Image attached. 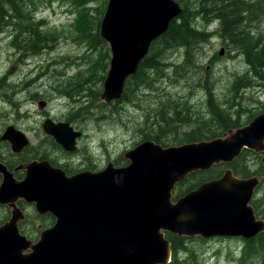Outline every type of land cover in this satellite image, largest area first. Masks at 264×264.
<instances>
[{
  "label": "water",
  "instance_id": "obj_1",
  "mask_svg": "<svg viewBox=\"0 0 264 264\" xmlns=\"http://www.w3.org/2000/svg\"><path fill=\"white\" fill-rule=\"evenodd\" d=\"M180 12L176 0H107L99 36L109 47L110 60L100 101L121 99L126 80L136 73L151 43ZM42 128L64 150L75 149L80 132L68 122L47 118ZM1 139L9 141L14 152L28 143L11 125ZM243 147L264 148V112L223 137L168 146L143 140L123 153L125 166L108 163L96 173L69 176L46 161L31 162L24 179L16 183L0 166V202L13 206L10 220L0 226V264H167L172 246L165 231L204 239L254 237L264 231V220L257 219L249 205L256 177L239 179L226 169L219 178L171 200L177 183L232 161ZM17 198L35 202L39 213L55 217L35 243L19 233L17 222L24 215L14 204Z\"/></svg>",
  "mask_w": 264,
  "mask_h": 264
},
{
  "label": "rangeland",
  "instance_id": "obj_2",
  "mask_svg": "<svg viewBox=\"0 0 264 264\" xmlns=\"http://www.w3.org/2000/svg\"><path fill=\"white\" fill-rule=\"evenodd\" d=\"M20 1H22L20 6L27 10V6L30 5L26 6V0ZM27 1L31 2V7H37L36 19L45 20L47 26L43 31L47 35L53 36L52 30L55 27L63 29V34L54 43L53 48L46 49L40 54L29 55L21 47L19 48L22 50H18L12 45L14 32H10V25L3 27L0 32V135L11 125L22 131L30 142L28 149L18 155L17 159H29L30 155L43 154L54 166L60 167L61 163L70 162V165L66 166L70 170L90 165L100 170L108 161L124 166L127 160L123 158V153L143 140L138 127L144 123L148 113L145 108L148 105L152 107V104L162 101L164 106L168 104L178 106L183 110L182 114L187 113L193 119L201 115L204 120H209L206 93L212 91L214 99L227 110V113L236 118L234 121L240 125L247 124L248 118L259 112L257 108L261 109L264 105V88L260 85L262 81L260 77L248 79L246 83L250 81L252 83L247 87H241L238 91L232 90V80L237 76H248L249 68L243 56L235 49L228 48L220 55L223 39L221 35L214 34L208 41L193 48L190 46L196 63L191 71H189L191 68L187 70L186 75L175 74L174 68L165 69L163 72L166 76L162 78L160 75L163 72L159 70L154 74L149 72L151 81L148 85L152 89L147 85L144 87L141 85L133 102L122 100L113 103L117 107L114 113L101 119L105 114L104 110L109 112L107 108L97 103L91 105L90 99L83 96L75 100L63 97L57 91L64 75L71 76L80 68H85L84 63L90 54L86 44L78 38L77 28L73 25L75 6L71 5V0ZM194 1L196 0H189L190 7L194 5ZM105 5L101 2H92L87 6L93 13H98L95 8L103 11ZM257 22L248 24V30H254L253 26H257L256 36L264 34V16H260ZM214 24L217 25L213 22L209 30L218 31V25L214 28ZM196 29L199 33L203 30L198 19ZM163 56L176 66L183 60V48L168 50ZM178 70L181 72L182 67H178ZM156 88L157 90H153ZM40 101L45 103L43 108L38 107ZM46 118H50L54 123L68 122L74 130L82 133L77 141V152L68 155L57 143L54 144V136L51 134L52 138L45 134L42 129ZM147 125L149 126L148 123ZM191 127L180 129V126H177L180 133L191 130ZM214 130V137L221 135V133L218 135L220 130L217 128ZM0 150L5 154L3 147ZM238 165L245 166L249 174L250 171L260 173L256 175L262 179V185L254 198L256 215L263 219L264 175L261 173L264 172L259 169L261 166L259 158L252 153H245L244 161H240ZM223 169L222 166H218L216 171ZM194 178L181 182L182 185L176 189V195H180L193 184L196 181ZM256 204H259V209H256ZM27 210L31 218L23 229L29 233L35 218L33 210L31 208ZM7 216V209L0 208V221ZM184 237H187L183 240L186 249L180 250L178 256L181 261L187 263L194 259L196 264H233L244 245V241L236 237L210 239ZM259 260V257L252 256L245 264H259Z\"/></svg>",
  "mask_w": 264,
  "mask_h": 264
},
{
  "label": "trees",
  "instance_id": "obj_3",
  "mask_svg": "<svg viewBox=\"0 0 264 264\" xmlns=\"http://www.w3.org/2000/svg\"><path fill=\"white\" fill-rule=\"evenodd\" d=\"M176 1L181 6L180 14L170 22L167 31L151 43L148 54L139 63L136 73L126 80L124 92L119 101L133 102L141 85L143 87L147 85L149 89H152L148 85V82L151 81L149 72L154 74L158 70L163 72L165 69L174 68L175 74L186 75L187 70L191 68L189 70L191 71L196 63L190 46L193 48L199 43L208 41L209 37L217 32H220L223 44L227 45L229 50L235 49L240 53L249 68L248 76H237L232 80V90L238 91L241 87L249 86L252 82L246 83V81L253 77H260L262 80L260 85L264 88V34L256 36L257 26L255 25L253 26L254 30H248L250 22H257L260 16H264V0H196L191 7L189 0ZM20 2L22 1L0 0V29L6 25H10V27L12 25L15 30L23 33L25 35V38L21 40L23 45L20 46L19 43H16L13 46L18 50L23 49L29 55L39 54L46 49L53 48L54 43L62 37L63 29L55 27L52 30L53 36L47 35L43 31L47 26L46 22L42 18L39 20L33 18L37 7H31V2L26 0V6L30 5L26 10L25 7L20 6ZM92 2H101L105 5L107 0L70 1L71 5L75 6L76 12L73 25L77 28L78 38L86 44L90 54L84 63L85 68H80L74 75H64L63 80H60V84H58L57 91L63 97L75 100L79 96H83L90 99L91 105L97 103L99 106L107 108L109 112L104 110L105 114L101 118L104 119L108 117V114H113L117 107L113 104L115 102H98L108 68L110 51L107 43L99 36V25L104 10L101 11L96 7L95 10L98 13H93L87 6ZM197 19L203 26L200 33L196 29ZM213 22L217 23L218 31L209 30ZM28 28L34 30L29 32ZM176 48H183V60L182 63L180 62L181 64L175 66L163 54ZM178 67H182L181 72ZM163 76H166L165 72L160 75V78ZM153 90H157V88ZM206 96L209 120H204L201 115L193 119L187 113L182 114L183 110L178 106L171 104L164 106L162 101L152 104V107L148 105L145 108L148 113L144 123L138 127L142 139H151L162 146L178 145L210 139L215 135L214 128L221 131L237 126V122L232 120V116L227 113V110L214 99L212 91H208ZM159 100L162 99L159 98ZM186 110L188 109L186 108ZM178 125L180 129L192 125V129L180 133ZM235 166L233 165L234 170ZM190 177V179L195 177L196 180L197 175ZM166 238L170 240L172 246V258L168 264H196L194 259L191 263L179 259V251L186 249L183 240L187 237L167 234ZM243 241L241 255L235 264H245L252 256L259 257V264H264V231Z\"/></svg>",
  "mask_w": 264,
  "mask_h": 264
},
{
  "label": "flooded vegetation",
  "instance_id": "obj_4",
  "mask_svg": "<svg viewBox=\"0 0 264 264\" xmlns=\"http://www.w3.org/2000/svg\"><path fill=\"white\" fill-rule=\"evenodd\" d=\"M33 18L35 19L36 18V13L33 15ZM7 26V25H6ZM12 27V28H11ZM10 29L11 31L10 32H14V35H13V38H12V45H15L16 43H19V45H21V40L25 38V35H23V33L21 32H18L17 30L14 29V27L11 25ZM214 28L216 26H213ZM34 29L33 28H28V31L29 32H32ZM2 31V29H0V32ZM12 35V33H11ZM214 34L211 35V37L213 36ZM215 35H220V32H217L215 33ZM209 37V38H211ZM221 45L223 47H221V49L224 51L226 49H228L229 47L225 44H222ZM220 49V50H221ZM123 95V94H122ZM122 98V97H121ZM121 100V99H120ZM260 110L259 112H257L256 114L252 115L250 118H248V123L256 116L262 114L264 112V105L262 106V108L260 109L259 107L257 108V111ZM232 120H236V118L234 119L233 117H231ZM47 119V118H46ZM247 123V124H248ZM70 125V124H69ZM246 124H243V125H240V123H237V126H232V127H228L226 128L225 130H221V132H219L218 135H221L218 136V137H223L224 134L229 130V129H234V128H237V127H242ZM71 126V125H70ZM72 127V126H71ZM6 129V128H5ZM43 129V128H42ZM74 130V129H73ZM5 131V130H4ZM74 131H78V130H74ZM22 132V131H21ZM45 132V131H44ZM80 132V131H78ZM3 134V132H2ZM1 134V135H2ZM45 134L47 135H50L52 137L51 134H48L45 132ZM1 135H0V148L3 147L5 149V154L1 152L0 150V164L2 166L5 167V169L12 174V178L14 179V181L16 183H18L19 181L23 180L24 177L26 176L27 174V171H28V165L31 163V162H42V161H46L48 162L49 164H51L53 167H58V166H54L49 160H46L44 155L41 154V156H38L37 154H33V155H30L29 156V159L28 158H19L17 159L16 157L18 155H20L23 151H25L26 149H28V146L30 144L27 136V140H28V143L26 146H24L20 151L18 152H14L12 149H11V144L9 141L7 140H3L1 139ZM82 133L80 132V136L76 137L75 139V149L72 150V151H66L64 150L58 143V145L65 151L67 152L68 155H72L73 153L77 152V141L78 139L81 137ZM215 136V135H214ZM211 137V138H216V137ZM53 138V137H52ZM210 138V139H211ZM53 142L54 144H56V141L54 140L53 138ZM2 153V154H1ZM245 153H252L254 155H256L258 158H259V162L261 164L260 168L259 169H262V171L264 172V164L262 163V158L264 157V148L261 150V151H256L254 149H251V148H246V147H243L240 154L238 156H236L232 161L230 162H220V163H217V164H214L212 165L209 169L207 170H199V171H196L194 172L192 175H197L196 177V181L193 183V184H190L186 190L181 193L180 195H176V189L178 187H180L182 184L181 183H177L174 187V189L172 190V197H171V200L172 201H176V199L182 195H184L185 193H187L188 191L190 190H193V189H196L200 184H202L203 182H206V181H210V180H213V179H217L219 178L224 170L226 169H230L232 174L239 178V179H246V178H250V177H256L258 179V184L254 187L253 189V193H252V196L249 200V205L252 207L253 209V212H254V215L257 219H262V218H259L255 212V198L254 196L256 197V194L258 193L261 185H262V179L256 175V174H260L258 171H254V172H251V174H249V172L243 167V165H238V163L240 161H244V155ZM39 157V158H38ZM124 158V157H123ZM108 163H112V165L114 167H121L119 166L118 164H115L114 162L112 161H108L106 163V166L108 165ZM70 165V162L66 161L64 163H61V166L60 168L69 176L71 175H74V174H77L79 172H83V171H89L91 173H96V172H100L102 171L103 169H100V170H97V167L94 166V165H90L89 167L86 166V167H83V168H80V169H75V170H70L68 166ZM126 165V164H125ZM124 165V166H125ZM233 165H236L235 166V171L233 169ZM218 166H222L224 169L223 170H220V171H216V168H218ZM2 170V169H1ZM264 175V173H261ZM191 175V176H192ZM202 176H206V177H202ZM191 177H187L186 179H190ZM199 178V179H198ZM185 179V180H186ZM2 180H3V173L2 171H0V185L2 183ZM184 180V181H185ZM187 182V181H186ZM185 183V182H184ZM184 186V185H183ZM182 186V187H183ZM14 204L16 207H18L23 215H24V219L23 220H20L17 222V227H18V230H19V233L20 235L22 236H25L27 239H30L31 241H33V243L37 242L38 239H39V236H40V233L45 230V229H48L50 227H52L55 223V217L53 215V213L51 212H44V213H39L37 208H36V203L35 202H31V203H28L26 202L24 199L22 198H17L15 201H14ZM259 204L257 205L256 204V209H259ZM0 208H6L7 211H8V216L6 218H4L2 221H0V226H2L3 224H5L6 222H8L11 218V215H12V211H13V206L10 205L9 203H1L0 202ZM28 208H31L33 210V214H34V218H35V223L32 224V227H31V232H27L26 230L23 229V226L25 224H27V222L30 220L31 216L29 215L28 213ZM260 213V212H259ZM264 220V218L262 219ZM167 234H170V235H175L177 236L176 234H172L170 232H167L165 231V237ZM259 234V233H258ZM257 234V235H258ZM255 235V236H257ZM254 236V237H255ZM196 237L198 238H201V239H204L202 238L201 236L199 235H196ZM215 237H231V238H240L242 240H247L246 238L242 237V236H213V237H210V238H215ZM210 238H207V239H210ZM253 238V237H251ZM251 238H248V239H251ZM168 239V238H167Z\"/></svg>",
  "mask_w": 264,
  "mask_h": 264
},
{
  "label": "bare ground",
  "instance_id": "obj_5",
  "mask_svg": "<svg viewBox=\"0 0 264 264\" xmlns=\"http://www.w3.org/2000/svg\"><path fill=\"white\" fill-rule=\"evenodd\" d=\"M45 21V20H44ZM40 54V53H39ZM0 166H2L1 164H0Z\"/></svg>",
  "mask_w": 264,
  "mask_h": 264
}]
</instances>
